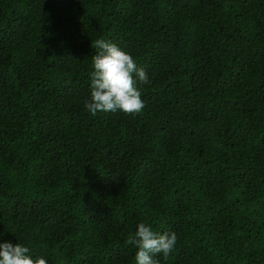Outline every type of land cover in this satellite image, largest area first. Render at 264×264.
I'll return each instance as SVG.
<instances>
[{
    "label": "trees",
    "instance_id": "obj_1",
    "mask_svg": "<svg viewBox=\"0 0 264 264\" xmlns=\"http://www.w3.org/2000/svg\"><path fill=\"white\" fill-rule=\"evenodd\" d=\"M143 68V111L98 112L92 41ZM264 264V0H0V243L48 264Z\"/></svg>",
    "mask_w": 264,
    "mask_h": 264
},
{
    "label": "clouds",
    "instance_id": "obj_2",
    "mask_svg": "<svg viewBox=\"0 0 264 264\" xmlns=\"http://www.w3.org/2000/svg\"><path fill=\"white\" fill-rule=\"evenodd\" d=\"M97 49L92 56L93 71L90 79V100L86 110L93 116L98 112H123L137 115L145 107L141 86L151 80L143 68L137 67L135 58L113 42L103 39L92 41ZM178 237L175 231L158 233L151 225L140 223L134 233H129L127 243L134 245L135 264H161L175 250ZM0 264H48L43 257H33L29 247L12 242L0 243Z\"/></svg>",
    "mask_w": 264,
    "mask_h": 264
}]
</instances>
